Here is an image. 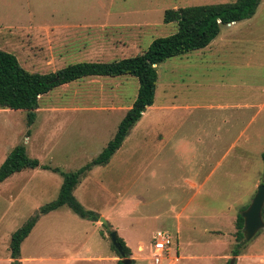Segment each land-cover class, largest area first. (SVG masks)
<instances>
[{
	"label": "rangeland",
	"instance_id": "rangeland-1",
	"mask_svg": "<svg viewBox=\"0 0 264 264\" xmlns=\"http://www.w3.org/2000/svg\"><path fill=\"white\" fill-rule=\"evenodd\" d=\"M233 1L0 0V50L40 74L118 60L175 31L162 23L165 10ZM217 36L207 49L155 67L153 107L107 164L78 178L72 194L97 215L96 224L67 207L39 217L19 246V264L29 257L43 261L28 264H116L111 231L128 248L130 264H155L157 232L170 245L156 264H264V228L243 242L235 227L264 185V0L250 19L220 27ZM136 90L131 77L62 85L39 97L30 126L23 111L0 109V164L23 146L40 166L74 172L112 138ZM61 180L38 167L0 183V264L12 262L11 233L56 199Z\"/></svg>",
	"mask_w": 264,
	"mask_h": 264
},
{
	"label": "trees",
	"instance_id": "trees-1",
	"mask_svg": "<svg viewBox=\"0 0 264 264\" xmlns=\"http://www.w3.org/2000/svg\"><path fill=\"white\" fill-rule=\"evenodd\" d=\"M260 1L235 0L230 3L165 10L162 23H173L175 31L168 36L153 39L143 52L108 62L68 64L50 73H29L19 65L12 54L0 50V109L23 111L27 126H30L35 120L39 97L57 87L92 77H131L137 82L134 100L117 124L112 138L95 158L74 172L62 173L55 168L40 166L36 159L26 155L23 146H15L5 156L0 164V183L22 170H32L38 167L59 173L62 178L56 199L40 207L23 225L11 233L8 248L12 260L18 258L21 242L42 215L60 207H67L80 219L90 222L97 220L96 214L82 208L74 198L72 191L82 174L92 167L107 164L110 157L121 146L128 131L140 119L145 109L152 105L157 78L155 67L168 59L205 48L216 38L220 27L250 19ZM260 159L264 168V153H261ZM262 177L264 178V172ZM242 225L243 222L239 213L236 215L235 223L238 240L242 239ZM117 242L122 252L127 255L128 248L125 247L122 240L118 238ZM239 250L240 247L236 246L231 255L237 256ZM116 264H121L120 260Z\"/></svg>",
	"mask_w": 264,
	"mask_h": 264
},
{
	"label": "water",
	"instance_id": "water-1",
	"mask_svg": "<svg viewBox=\"0 0 264 264\" xmlns=\"http://www.w3.org/2000/svg\"><path fill=\"white\" fill-rule=\"evenodd\" d=\"M264 206V185H259L256 187L255 194L253 195L250 204L245 210L240 213L242 219V239L243 242H248L254 237V235L261 229L264 228V222L262 220V209ZM98 221L101 225H106V222L103 218L99 217ZM110 243L115 251L120 257L121 264H130L131 260L125 257V254L122 252L119 243L117 242V235L114 231H111L108 235ZM234 258H231L229 264H233ZM12 264H18V261L14 259Z\"/></svg>",
	"mask_w": 264,
	"mask_h": 264
},
{
	"label": "built area",
	"instance_id": "built-area-1",
	"mask_svg": "<svg viewBox=\"0 0 264 264\" xmlns=\"http://www.w3.org/2000/svg\"><path fill=\"white\" fill-rule=\"evenodd\" d=\"M153 240L152 261L156 264L159 261L160 253L170 245V238L164 233L157 232L155 233Z\"/></svg>",
	"mask_w": 264,
	"mask_h": 264
},
{
	"label": "crops",
	"instance_id": "crops-1",
	"mask_svg": "<svg viewBox=\"0 0 264 264\" xmlns=\"http://www.w3.org/2000/svg\"><path fill=\"white\" fill-rule=\"evenodd\" d=\"M229 26H231V25H227V27H229ZM232 26H233V24H232ZM218 38H219V37L217 36V38L214 39L212 42H210V44L213 43V42H215V40H218ZM222 40H223V39H222ZM221 42H223V41H221ZM210 44H209V45H210ZM220 44H221V43H220ZM209 45H208V46H209ZM208 46H206L205 48H203V49H201V50H205V49H207ZM199 51H200V50H199ZM153 100H154V98H153ZM153 103H154V102H153ZM153 103H152V105H151L150 107H147L146 109H151V108L153 107V105H154ZM244 107H245V106H244ZM129 108H130V107H129ZM129 108H128V109H129ZM128 109H127V110H128ZM127 110H126V111H127ZM177 110H178V109H177ZM165 111H166L165 109H162L161 111L157 112L156 114L154 113V115H156V118H157L158 115H161V114H162L163 112H165ZM175 111H176V110H175ZM143 113H144V114H143ZM143 113L141 114L140 119H139L135 124H137V123L142 119V117L145 115V112H143ZM124 114H125V113H124ZM122 117H123V116H122ZM122 117H121V118H122ZM120 120H121V119H120ZM120 120H119V121H120ZM118 123H119V122H118ZM135 124H134V126H136ZM137 125H138V124H137ZM134 126H133V127H134ZM156 126H157V128H158V123H157V121H156ZM158 132H160V130H158ZM160 133H161V132H160ZM161 134L163 135L164 138H163L162 141H159V143H160V145L165 146L166 143L164 142V139H165V136H166V135L163 134V133H161ZM47 214H48V213H47ZM47 214H45V215H47ZM45 215H42V216H45ZM42 216H40V217H42ZM89 222H90V221H89ZM36 223H37V222H36ZM36 223H35V224H36ZM90 223H94V224H96L95 222H90ZM35 224H34V226H35ZM34 226H33V227H34ZM32 229H33V228H32ZM32 229H31V230H32ZM30 232H31V231H30ZM30 232H29V233H30ZM28 235H29V234H28ZM24 240H25V239H24ZM22 242H23V241H22ZM22 242H21V243H22ZM18 257H19V255H18ZM9 258H10V253H9ZM10 259H11V258H10ZM11 260H12V259H11ZM16 260L18 261V264H19L20 259L17 258ZM12 261H13V260H12ZM28 261H29L28 263H32V262H35V261H37V262H41V261H43V259H41V258H30V257H29V258H28ZM28 263H26V264H28ZM3 264H9V263H5V262H4ZM11 264H12V262H11Z\"/></svg>",
	"mask_w": 264,
	"mask_h": 264
}]
</instances>
